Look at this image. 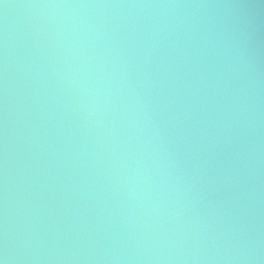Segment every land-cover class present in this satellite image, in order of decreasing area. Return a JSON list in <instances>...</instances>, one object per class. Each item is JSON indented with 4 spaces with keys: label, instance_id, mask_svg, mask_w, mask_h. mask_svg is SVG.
Returning a JSON list of instances; mask_svg holds the SVG:
<instances>
[{
    "label": "water",
    "instance_id": "1",
    "mask_svg": "<svg viewBox=\"0 0 264 264\" xmlns=\"http://www.w3.org/2000/svg\"><path fill=\"white\" fill-rule=\"evenodd\" d=\"M0 264H264V0H0Z\"/></svg>",
    "mask_w": 264,
    "mask_h": 264
}]
</instances>
